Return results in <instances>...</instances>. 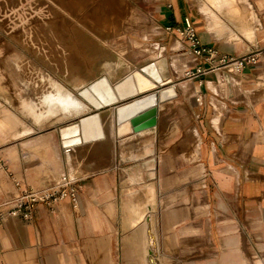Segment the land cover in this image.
<instances>
[{"label": "crops", "instance_id": "0c3cea01", "mask_svg": "<svg viewBox=\"0 0 264 264\" xmlns=\"http://www.w3.org/2000/svg\"><path fill=\"white\" fill-rule=\"evenodd\" d=\"M239 1L211 0L235 14L228 21L211 10L214 25L193 0H160L156 20L177 32L189 18L215 56L195 58L176 38L192 59L186 75L201 72H167L146 91L90 72L86 82L68 79L86 83L78 89L63 81L66 92L42 72L34 83L38 69L21 50L3 60L19 78L25 114L44 124L0 97L15 113L0 108V264H113L114 251L119 264H264V0ZM72 92L83 109L58 103ZM151 96L156 123L136 130L132 121L152 109ZM183 104L192 122L176 130L173 109ZM64 176L74 200L38 203L28 220L9 215L10 194Z\"/></svg>", "mask_w": 264, "mask_h": 264}, {"label": "rangeland", "instance_id": "374dc122", "mask_svg": "<svg viewBox=\"0 0 264 264\" xmlns=\"http://www.w3.org/2000/svg\"><path fill=\"white\" fill-rule=\"evenodd\" d=\"M122 1L127 3L128 10L116 11L112 1L100 3V0H87L86 4H81L78 0H0L2 102L8 105L12 96L15 100V103H12L13 109L19 116H22L20 113L27 116L23 110L19 78L3 63L16 49L24 53L25 59L32 65L30 67L38 69L30 71L34 83L42 82L40 72L50 75L65 87L63 81L69 83L68 79L75 75L81 76V82H86L90 72L92 76L94 74L98 77L100 72L109 71L118 77L134 67L141 71L143 67L153 63L158 65L160 62L165 63L166 74L174 72L178 77L186 78V69L192 59L176 40L177 32L166 29L161 21L158 22L154 17L156 5L160 0ZM232 1H235V6L240 2ZM193 6H196L199 16L202 13L207 18L208 15L214 25L215 22L210 16L211 10L223 20L231 21L235 17L232 12H220L211 0H193ZM231 6L232 4H228V7ZM214 29L221 35L226 34L221 26ZM80 31L89 37L85 38ZM145 46L150 48V51L142 49ZM61 72H64V76ZM65 89L70 92L66 87ZM190 94L191 92H188L186 95ZM180 106L173 109L172 113L177 117L176 122L172 123L176 130H184L192 122L191 116L193 117L192 113L188 114V107L184 104ZM0 108L5 112L14 113L2 105ZM27 117L40 127L44 124V121ZM17 118L22 122L18 116ZM38 119L43 118L39 116ZM166 129L162 127V130ZM17 195L16 192L10 194L11 197ZM124 261L126 262L127 258ZM129 261L145 264L140 257L130 258ZM113 264H119L115 251Z\"/></svg>", "mask_w": 264, "mask_h": 264}, {"label": "built area", "instance_id": "2783aa9c", "mask_svg": "<svg viewBox=\"0 0 264 264\" xmlns=\"http://www.w3.org/2000/svg\"><path fill=\"white\" fill-rule=\"evenodd\" d=\"M173 28L168 27V30ZM177 38L182 44L187 47V51L195 58H204L205 61L213 59L215 56V50L204 44L198 32L196 31L191 20L187 18L185 24L182 27L176 29ZM255 58H248V61H253ZM236 66L240 64L235 62ZM201 69L196 68L188 70L187 75L189 77L200 73ZM69 197L74 200L76 198V193L72 187L71 179L64 176L61 181L46 189L29 188L19 193L15 198V205L10 209L9 215L14 218H22L28 220L38 203H47L49 205H54L62 199ZM1 203H0V221L2 220Z\"/></svg>", "mask_w": 264, "mask_h": 264}, {"label": "bare ground", "instance_id": "6f19581e", "mask_svg": "<svg viewBox=\"0 0 264 264\" xmlns=\"http://www.w3.org/2000/svg\"><path fill=\"white\" fill-rule=\"evenodd\" d=\"M102 1L103 2L104 1H107V2L112 1L113 7L116 11L117 10H123V11L128 10V6L126 5L127 3L122 1V0H120L121 4H119V0H100V3H102ZM78 2H80L81 4L82 3L86 4L87 0H78ZM101 7H103V6H101ZM104 7H105V5H104ZM118 22H119V20H118ZM103 24L104 23H102V25ZM74 27H76V26H74ZM109 27H111V26H107V28H109ZM77 29H78V27H77ZM79 29L82 30L81 28H79ZM82 35L85 36V38L89 37L88 35H86L84 33H82ZM165 70H166L165 69V63L160 62V64H158V65H157V63H153L151 65L146 66L145 68L143 67V69L141 71L137 70L136 68H133L131 71L126 72V73H124L118 77L109 71H104V73H106L111 78L112 81H117L120 78L125 77L121 86H124L126 88H130V89L135 87L136 90L142 92V91H146L148 89L155 87L157 82H159V83L164 82L163 74H165ZM103 82H106V80L104 79ZM85 84H83V85H85ZM83 85L77 86L74 88L78 89V88L82 87ZM166 96H167V91L164 90L162 92V98H166ZM33 101H34V99H33ZM58 103L63 107H67V108L70 107L71 110H79V109L81 110L84 108V106H86L84 104V102L78 96H76L73 92L70 94L62 95L60 97ZM111 117H112V115H111ZM135 122H137L139 124V126H149V124H152L154 122L153 121V111L150 110V111L146 112L145 114L137 117L135 119ZM112 129H113V125H112ZM150 245H151V253H150L149 259H150V262L154 263L155 262V259H154L155 241H154V237L152 236V234H150Z\"/></svg>", "mask_w": 264, "mask_h": 264}, {"label": "water", "instance_id": "95a60500", "mask_svg": "<svg viewBox=\"0 0 264 264\" xmlns=\"http://www.w3.org/2000/svg\"><path fill=\"white\" fill-rule=\"evenodd\" d=\"M145 105H146V107H151V108L154 107V106H156L157 105V99H156V97L155 96H151L149 98L148 102ZM151 110L153 111V121L154 122L152 124H149V126L150 125H153L154 123H156L155 116H156L157 110H156V108H152ZM135 119L132 122H133V124H135V129L136 130H139V129L143 128V127H146V126H139V124L137 122H135ZM136 124H138V125H136Z\"/></svg>", "mask_w": 264, "mask_h": 264}]
</instances>
